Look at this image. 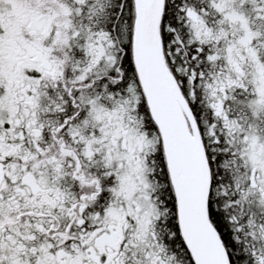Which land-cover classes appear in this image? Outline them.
Here are the masks:
<instances>
[{
	"label": "snow or ice",
	"instance_id": "obj_1",
	"mask_svg": "<svg viewBox=\"0 0 264 264\" xmlns=\"http://www.w3.org/2000/svg\"><path fill=\"white\" fill-rule=\"evenodd\" d=\"M0 264H264V0H0Z\"/></svg>",
	"mask_w": 264,
	"mask_h": 264
}]
</instances>
